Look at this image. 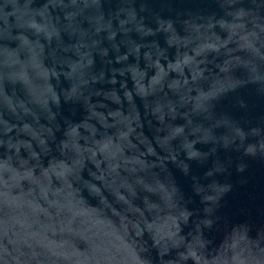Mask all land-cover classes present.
Segmentation results:
<instances>
[{
	"label": "water",
	"instance_id": "1",
	"mask_svg": "<svg viewBox=\"0 0 264 264\" xmlns=\"http://www.w3.org/2000/svg\"><path fill=\"white\" fill-rule=\"evenodd\" d=\"M0 264H264V0H0Z\"/></svg>",
	"mask_w": 264,
	"mask_h": 264
}]
</instances>
